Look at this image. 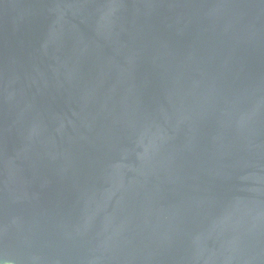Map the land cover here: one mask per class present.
I'll return each instance as SVG.
<instances>
[{"label": "water", "instance_id": "1", "mask_svg": "<svg viewBox=\"0 0 264 264\" xmlns=\"http://www.w3.org/2000/svg\"><path fill=\"white\" fill-rule=\"evenodd\" d=\"M0 264H264V0H0Z\"/></svg>", "mask_w": 264, "mask_h": 264}]
</instances>
